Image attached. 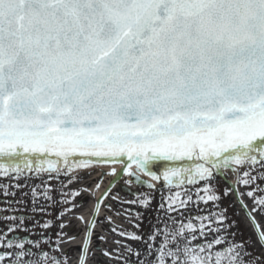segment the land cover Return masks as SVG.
<instances>
[{
	"label": "snow or ice",
	"instance_id": "6c2138e0",
	"mask_svg": "<svg viewBox=\"0 0 264 264\" xmlns=\"http://www.w3.org/2000/svg\"><path fill=\"white\" fill-rule=\"evenodd\" d=\"M122 157L174 188L204 182L156 207L145 193L119 201L156 213L148 232L118 233L142 244L123 246V264H264V252L236 240L226 209L180 211L189 204L202 211L208 201L218 207L211 181L227 167L248 165L239 183L264 180L256 168L264 169V0H0V176L10 179L0 184V221L8 222L0 228V264H65L66 254L51 255V237L37 231L53 223L35 218L51 215L53 189L29 180L60 181ZM124 171L155 187L131 165ZM60 183L59 203L68 204L64 197L79 190L65 192ZM257 192H264L259 184L246 195L264 213ZM127 211L129 221L144 217ZM94 225L95 212L82 253ZM258 237L264 248V232Z\"/></svg>",
	"mask_w": 264,
	"mask_h": 264
},
{
	"label": "flooded vegetation",
	"instance_id": "af4514ba",
	"mask_svg": "<svg viewBox=\"0 0 264 264\" xmlns=\"http://www.w3.org/2000/svg\"><path fill=\"white\" fill-rule=\"evenodd\" d=\"M233 168H237L238 171L234 172ZM256 168L259 171H264V169H260L259 165H257ZM246 170H248V165H233L223 170L224 175H218L211 181L212 185L215 187L216 193L221 196V199L216 202L218 207H214L213 202L208 201L207 203H199V209L202 211H198L195 204H189L186 208H181L180 211L184 212L185 216H201L207 215L208 211H219L221 208L226 209L229 222H235V226L231 228L230 231L236 233V240L247 241L251 249L257 252H264V248L261 247L258 237V231L264 232V213H261L259 210L253 211V208L256 207L253 203V198L246 195V193L252 191L257 184L264 188V180L257 179L254 183L248 185L237 182L238 174ZM132 173L140 177L137 171ZM75 175H79L80 179L68 183V180ZM252 175H257V172H252ZM117 176L118 172L114 175L112 169L110 171V169H103L102 167H89L87 169H76L72 173H69L68 176H61L60 181L56 179L49 180L46 175L43 176L42 179L33 178L28 181L29 185H43L46 181L47 185L53 189L50 194L57 201V203L48 208V212H50L51 215L41 216L37 214L35 217L40 220L41 223L46 219L53 221L51 227L47 229H37V231H44L46 236L51 237V245L45 246V249L49 251L51 255L59 256L62 253L66 254L65 264H80L81 255L85 256L84 264H123V260L120 258L124 254L123 246L132 245L133 248H141L142 244L140 241L132 240L118 233L122 230L135 232L137 235L146 233L149 231L150 221H153L156 215L154 211L145 209L143 206L120 203L119 201L121 200L130 201L137 199L135 195L125 192V189H129L131 193L147 194L152 198L153 207H156L161 202L162 197L166 198L176 191H183L185 187L196 189L204 186V182L201 181L196 185H185L181 188L173 187L170 190L163 186L149 188L136 183L131 175H127L126 179L121 178L120 181L108 190L107 195L101 196ZM140 179L144 180L143 178ZM61 181L67 185L63 189L65 192L79 190V194L76 196L64 197V199L70 201L68 204L59 203L61 199L59 192ZM125 181H131V183L125 184ZM18 182L23 183L24 181L20 180ZM8 183H10L8 177L0 176V184ZM233 185H235L234 189L229 191L227 195H224V190L232 189ZM153 189L155 190L153 191ZM237 190L239 193L245 194L238 196ZM23 191L28 192L26 200L27 207L30 208V189L25 188ZM200 194L203 195L204 193L201 192ZM254 195H264V192H257L254 193ZM18 198L19 192L17 193V199ZM0 199L3 198L0 197ZM97 201H101L99 205H97ZM166 202L165 200V203ZM72 205H76V207H72ZM243 205L247 206V211ZM2 206L4 205H0V207ZM64 208H71V211L57 219V216H59V213L63 211ZM127 210H131L132 212H143L144 217L142 220L133 217V220L129 221V212ZM94 212L95 225L92 228L91 240L87 252L82 253L81 249L84 247L87 223L92 220ZM249 213L251 214V219L249 218ZM8 214L9 213H5V215ZM172 214L176 215L175 212ZM80 217L83 219H80ZM253 220L255 223H253ZM7 223L8 222L0 221V228H5ZM61 223L65 225L63 229L59 227ZM134 224H139L140 227H134ZM113 228H115L116 231H113ZM56 233H63V235L57 237ZM19 235L22 237L25 233H19ZM100 237H104V239H100ZM32 238L38 239L36 236ZM57 240L60 241L59 244L56 243ZM117 241L120 243H117ZM53 248L56 249L55 252L52 251Z\"/></svg>",
	"mask_w": 264,
	"mask_h": 264
},
{
	"label": "water",
	"instance_id": "95a60500",
	"mask_svg": "<svg viewBox=\"0 0 264 264\" xmlns=\"http://www.w3.org/2000/svg\"><path fill=\"white\" fill-rule=\"evenodd\" d=\"M120 159H122V160L124 161V167L127 166V165H129V164L131 163V161H129V160L127 159V157H122V158H120ZM160 163H161V165H164V164H166V163H171V162H160ZM176 163H179V162H176ZM154 170H156V171L158 172V174H159V170H158V169H155V168H154ZM159 181H162V179L159 180Z\"/></svg>",
	"mask_w": 264,
	"mask_h": 264
}]
</instances>
